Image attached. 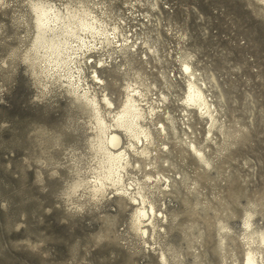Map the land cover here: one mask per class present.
Wrapping results in <instances>:
<instances>
[{"label": "rangeland", "instance_id": "obj_1", "mask_svg": "<svg viewBox=\"0 0 264 264\" xmlns=\"http://www.w3.org/2000/svg\"><path fill=\"white\" fill-rule=\"evenodd\" d=\"M52 1L102 4L109 24L157 49L149 65L131 57L118 76L102 70L105 91L119 107L124 86L139 72L148 99L154 94L161 101L162 116L185 118L184 129L210 166L187 147L157 139L154 154L165 149L163 157L142 161L141 172L129 168L141 180L146 173L177 179L165 195L162 188L147 191L168 219L157 220L151 249L132 226L131 201L114 199L112 192L98 202L69 196L78 169L87 168L94 154L91 118L64 91H45L24 63L35 30L31 0L0 1V264H161L162 252L171 264H243L249 214L264 233L261 0ZM188 55L217 109L212 139L211 123L183 112L179 101L186 90L180 58Z\"/></svg>", "mask_w": 264, "mask_h": 264}, {"label": "bare ground", "instance_id": "obj_2", "mask_svg": "<svg viewBox=\"0 0 264 264\" xmlns=\"http://www.w3.org/2000/svg\"><path fill=\"white\" fill-rule=\"evenodd\" d=\"M261 2L264 5V0ZM101 5L90 6L82 2L78 7L52 0H31L35 30L31 53L25 54L24 63L31 68L45 91L52 92L53 87L64 91L91 118L93 137L90 147L94 154L87 168L78 169L79 180L73 183L69 196L84 198L88 195L89 200L98 202L112 192L114 199L131 201L136 206L132 226L151 249L149 240L151 232L157 235V220L161 218L164 221L166 218L168 222V219L163 213L159 215L147 191L162 188L161 193L165 195L177 179L172 181L170 177L158 178L146 173L141 180L130 175L129 168H138L141 172L142 161L163 157L165 149L154 154L157 139L187 147L199 162L208 167L210 161L204 151L194 144L191 133L184 129L187 124L185 118L177 120L170 112L162 116L165 111L161 110L164 107L161 101L154 98V94L148 99L144 91L147 84L141 80L139 72L137 79L128 80L124 86L123 101L119 107L106 93L107 81L102 70L111 68L118 76L126 71V65L131 62L129 58L134 61L140 58L149 65L158 51L148 41L140 42L135 35L121 31L120 26L109 24L108 10ZM190 57L180 58L186 90L179 101L184 106L183 112H196L207 119L208 124L211 123L208 137L212 139L213 128L219 123L217 109L209 101L204 91L206 83L200 79ZM163 78L166 79L165 76ZM150 85L151 88L156 87L155 84ZM151 88L148 92H152ZM160 97L163 102L169 99L163 93ZM160 118L162 120L158 121ZM163 147L168 146L163 143ZM134 158L137 159L135 164L132 162ZM83 171L86 177L81 179ZM178 179L182 180V176ZM221 230L228 233L226 227ZM244 231L248 249L243 264H264V233L254 228L251 214L245 219ZM159 261L171 264L166 252L161 253Z\"/></svg>", "mask_w": 264, "mask_h": 264}]
</instances>
